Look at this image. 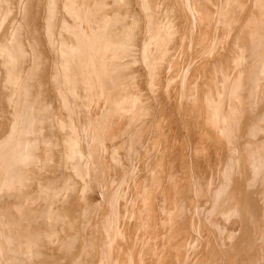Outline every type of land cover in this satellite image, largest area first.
<instances>
[{
  "label": "rangeland",
  "instance_id": "1",
  "mask_svg": "<svg viewBox=\"0 0 264 264\" xmlns=\"http://www.w3.org/2000/svg\"><path fill=\"white\" fill-rule=\"evenodd\" d=\"M110 1L111 4L113 3L111 7H115L110 12L117 14H114L115 16L111 14L117 18L115 24L118 27L120 24L122 26L117 27L119 30H116L114 27L113 35L115 37L113 38L111 34L109 36L107 34L104 38L106 42L104 41L102 45L100 44L99 37L100 22H95V20L100 21V0H0V150L3 149L2 153H0V159L8 155L12 147L23 142H25L28 149V140L32 139V135L37 137L36 141H39L38 143L40 144H37L39 145L37 146L38 151L34 155L36 159L35 164L38 161L37 171H35V164H28L25 173L17 170L12 176H7V166L3 163V160L0 161V264H87L88 260H92L89 264H264V213L261 218H257L252 213L248 211L244 213V211L242 212L238 208L219 210L220 213L214 217V229L210 231L209 236H202L200 233V229L202 232L201 227L196 230L189 226L190 219L192 218L191 209L196 198H198L199 203L198 211L200 210V212L198 213V218L200 223L208 222L214 216V211L218 208L220 199L218 198L219 196H216L224 184L226 166L231 159L230 152L228 151L229 147L222 141L221 135L224 129L226 134H234L238 127V116L234 107L229 104L232 99L230 95L231 90L237 89L239 92V81L243 78V87L252 88V97L256 98V96L260 95L261 80L264 76V61L255 64L244 63L242 60L241 62V53L243 51L239 47L240 41L237 40V36L248 25L252 29L257 26H263L264 0H245L246 3L244 0H233V4L227 7L226 10L224 9V11H222V4L224 5L226 0H160L159 2L158 0H150L153 2H150V4L153 5L149 9L151 13L153 10L154 14H152L155 15L152 16L153 18L150 16L151 19L142 11V0H109V5H111ZM123 3L125 4L123 5ZM127 4L128 7L126 6ZM185 4L191 7L190 9L193 14L200 21L198 22L200 23V27L196 26L190 30V34L188 32L187 14L183 9V5ZM240 7L241 9L239 10ZM119 8L122 10L120 9V11ZM131 9L134 10L132 11ZM108 12L107 14L109 15L110 12ZM119 12L122 16L118 14ZM70 13L73 14V17ZM162 13L164 14L162 15ZM80 15H83L82 17L84 18V29L87 27L91 29L93 27L90 31L82 34L89 47L88 53L85 54L82 51L79 53L75 52L80 56L85 55L86 58L83 71L86 81V94L83 98L77 96L72 91L70 85L67 91L70 93L66 92L67 95L64 93L66 87L64 84V86L60 87L63 79L61 76H58L60 69L62 68L60 73H63L64 68H56V66H64L62 62L63 56L60 58L58 55H68L66 54L70 49L68 46L71 40L73 41L77 36V31L64 32V27L79 25ZM118 15L120 18H123L121 22H119ZM138 15L139 19L136 18ZM68 16L72 17L71 20ZM104 16L101 18L102 22L108 18L107 15ZM260 16L261 18H259ZM215 17L221 18V21L218 23L217 34L220 39L223 38L225 49L213 52L211 56L205 59L202 56L203 48L210 34V22ZM65 18L68 19L67 24L66 21L63 22ZM125 18L129 19L130 22ZM140 18L142 21H140ZM53 19L57 21L54 26L57 28H55L54 32L59 31V33L55 34L52 32L54 35L51 34L50 36L49 31H46V29L48 25L50 26L48 22ZM27 23L34 27V29L29 32L27 30L24 31L22 28L27 27ZM135 23H138L139 26L138 24L135 25ZM19 27H21L25 34L23 31L19 30L21 33L17 31ZM133 27L137 29L139 27L138 32L134 31L132 33L133 35L134 33L137 34L134 35L137 37L130 34L131 28L134 30ZM58 28L59 30H57ZM157 28H159V31ZM121 30L124 32H120ZM258 30L256 31L257 34L263 32V29ZM162 32L163 34H161ZM22 34L30 36L29 39L26 40L27 38ZM98 34L99 36H97ZM186 34H188L187 37ZM32 35L34 36L31 37ZM117 35L119 36L117 37ZM68 36H70L68 39L65 38ZM21 37H24V39ZM35 39L39 43L35 50L36 57L32 56L33 50L31 51L29 44L25 47L27 50L26 54L20 49V45H22L24 40L31 41ZM66 40H70V43H66ZM113 40L114 42L116 41L115 45L112 42ZM105 43L106 46H104ZM108 44V48L112 49V51L109 49L110 51L107 52L108 48L105 49ZM131 47L134 49L132 50ZM151 50L152 52H150ZM162 51L165 53H162ZM109 54L110 59L107 56ZM116 54H118L117 57L120 59H115ZM160 54L161 56H159ZM131 55L133 56L131 57ZM191 59L193 64L189 70L190 75L188 74V102L185 106H182L176 97L175 78L177 77L178 69L184 64H188ZM37 61H40L38 70ZM128 61H131L130 64ZM135 61L137 62L136 64ZM58 62L61 65L55 66ZM119 62L120 64L118 65ZM113 63L119 67L113 66ZM121 63H123V67ZM31 65L32 69L29 67ZM108 67L109 70L106 69ZM121 67L123 73L119 71ZM34 69L39 71L35 74L38 78L41 77V79L37 77L32 78L34 81L30 82L32 87L29 88L32 92H29L31 95H28V97L35 98L36 102H24L25 100L10 102L8 100L10 96L8 95L10 94L9 91L21 94L22 91L19 89V85H24L27 78L34 76ZM57 70L59 71L57 72ZM101 70L104 71V74L101 73L100 75ZM115 70L122 73V75L120 73L121 76L118 73L120 81L116 77ZM132 70L136 75L132 73ZM55 72L58 74L56 77H54ZM105 72L109 74H105ZM115 74L116 76H114ZM98 76L101 78V81ZM125 79L127 82L124 81ZM60 80L61 82H59ZM106 80L107 82L105 83ZM102 81L103 84H101ZM124 82L126 85L128 84L127 87L124 86ZM10 84L11 86H9ZM108 84L111 86L110 91L111 89L112 91L116 89V91H113L114 94L112 91H109ZM102 86L104 89L106 86L108 87L105 89L106 91ZM115 86H118L120 89L122 88L123 92L118 88L113 89ZM61 88L64 89V92ZM70 89L71 91H69ZM115 93L120 95L117 96ZM108 94L110 95L108 96ZM68 95H71L72 98ZM244 100L241 101L243 102ZM10 103L16 104L15 108L10 106ZM29 105L34 106L40 112L34 113L31 118V123L33 124L31 125V130H35L33 126H39L41 128H38L39 133L37 128L36 132H32L35 134L32 135H29L31 131L24 132V130L16 128L10 131L9 126L12 124V120L16 118L18 120L22 119L23 115L20 112H23V108ZM90 108L92 109L90 110ZM199 114L201 115L199 116ZM145 123L148 124L146 125ZM261 129L258 133L262 134L263 128ZM38 136L41 138H38ZM5 137L8 138L5 139ZM41 141H47L48 145H46L47 142H44V144ZM84 142L89 150L92 149L89 153L95 152L96 156L98 155L96 159L99 163L97 164L96 161L94 166L95 171H93L95 179L86 174L87 171H90L91 167H88L89 169L85 168L84 177H76L74 173L70 172L72 171L71 169L74 171L77 163L83 160L81 155H76L73 151L81 149V144L83 146ZM71 149L73 151L70 155ZM47 152L50 154L48 157ZM192 156L194 157L192 158ZM48 158L51 160L45 166ZM254 162L260 163L263 166L264 159L263 161H259L256 158ZM201 164L204 167L199 166ZM44 166L45 168H42ZM50 168L53 169L52 172ZM135 174H138V177ZM45 176L48 178L46 179ZM122 180H125V182ZM121 181L125 187L124 185L123 187H119V185H122ZM133 181H135L134 184ZM48 186H54L55 197L45 203L44 197L50 191L45 189ZM115 186L121 189L119 190ZM106 188H110L112 191L110 189L105 191ZM131 188H134L132 193L129 191ZM138 188H141L140 191L144 189L142 193L145 196ZM117 189L120 193L116 192L118 191ZM122 189H124V192H121ZM135 190L138 192L134 195L133 192ZM59 192L63 193L64 196L59 197ZM112 193L113 196L111 198L110 195ZM116 193L120 195L122 193V195H118V198L115 199ZM139 194L143 198V201H141L142 199L137 200ZM262 194L264 193H257V195H260L257 197L262 199V196L264 197ZM130 195L132 196V200ZM125 196L128 201L124 198ZM134 197L135 201L133 200ZM113 199L117 203L114 202L112 204ZM136 200L138 203H135ZM131 201L134 202L131 203ZM138 204H143L141 206L143 208L141 209ZM132 206L134 208L139 207L140 210L139 208L138 210H134ZM110 207H113V209L111 208L113 211L108 210ZM104 208L105 210L103 211ZM131 208L134 211L131 210L132 213H127ZM86 210L89 213H86ZM122 210L123 213H121ZM138 211L139 213L141 211L142 215L147 212L149 217H147L146 213L143 219L141 213L140 215L139 213L137 214ZM93 212L95 213L93 214ZM109 212L112 216L110 214L107 215ZM133 214L138 215H134L136 217L135 220L140 219H138L139 227L135 225L137 223L133 218ZM247 214L252 216L253 226L250 228L249 237H241L240 220ZM108 216H111L110 219L114 217L112 219L114 223L108 224ZM117 216L120 223L117 220ZM132 218L135 223L132 221ZM145 219L149 222H146ZM56 220L57 224L46 225ZM140 221H142V225ZM124 222H126V225ZM105 223L106 225L108 224L107 228L111 225L110 230L109 228H105ZM97 225L99 226L97 227ZM112 226H114V230ZM116 227H119L121 232ZM127 227L129 230H127ZM131 227L134 228V231ZM147 227L148 229L146 230ZM123 229L133 233L134 237L129 232V234H126L132 239L128 236V239H126V234L123 237ZM103 233L105 234L104 236H102ZM112 234H114V237ZM134 234L139 238L137 242L135 241ZM85 235L89 239L88 243H86ZM106 235L108 236L105 237ZM110 235L113 237L111 241ZM121 236L122 238H120ZM98 237L100 240H98ZM95 238L96 240H94ZM103 239L106 241H103ZM104 242L106 246L103 245L102 249L101 246ZM115 243H118V245L115 246ZM98 250L100 252L103 250L101 252L103 256H101L100 252H97ZM95 253L98 254L96 255ZM94 254L99 258H95ZM112 254L116 256L113 255L114 258H112ZM184 256L186 257L184 258Z\"/></svg>",
  "mask_w": 264,
  "mask_h": 264
},
{
  "label": "bare ground",
  "instance_id": "2",
  "mask_svg": "<svg viewBox=\"0 0 264 264\" xmlns=\"http://www.w3.org/2000/svg\"><path fill=\"white\" fill-rule=\"evenodd\" d=\"M57 1V0H56ZM71 1V0H70ZM115 1V0H114ZM113 1V2H114ZM119 1H121V0H119ZM129 1V0H128ZM131 1V0H130ZM140 1V0H139ZM157 1V0H156ZM160 0H158V2H159ZM171 1V0H170ZM224 1V0H223ZM150 2H152V1H148V0H142V3H141V6L143 7V10L142 11H144V14L148 17H152V16H155V15H153L154 13H153V10H152V13H151V10L149 9L150 8V6L151 5H153V4H150ZM219 2V1H218ZM242 2V1H241ZM244 2L246 3V1L244 0ZM66 3V2H65ZM80 3H81V1H80ZM116 3H117V1H116ZM119 3V2H118ZM126 3H128V2H126ZM153 3V2H152ZM166 3V2H165ZM170 3V2H169ZM187 3V2H186ZM243 3V2H242ZM66 4H68V3H66ZM83 4V3H82ZM110 4H111V1H110ZM113 4V3H112ZM112 4L111 5H109V0H100V21H96L95 20V22L97 23V22H100V32H99V34H100V36H99V34L97 35V36H99L100 37V44H104V38L107 36V34H108V36L111 34L112 36H113V38L115 37L113 34V30L116 28V30H119V29H117V27L118 26H116L117 24H115V20L117 19V18H115V17H113V15L115 14V15H117L116 13H114L113 14V12H110L111 10H113L114 8H112L111 6H112ZM125 3H123V5H124ZM161 4V3H160ZM233 4V0H226L225 2H224V5L222 4V11H224V9L226 10L227 9V7H229L230 5H232ZM244 4V3H243ZM70 5H71V3H70ZM97 5V4H96ZM116 5V4H115ZM121 5V4H120ZM120 5H119V7H120ZM155 5V4H154ZM162 5V4H161ZM160 5V6H161ZM177 5V4H176ZM127 7H128V4L126 5ZM191 6V5H190ZM249 6V5H248ZM125 7V6H124ZM133 7V6H132ZM141 7V8H142ZM166 7H168V6H166ZM175 7V6H174ZM177 7H178V5H177ZM176 7V8H177ZM183 9H184V11H185V13L187 14L186 15V17H187V19H188V32L190 31V30H192L193 28H195L196 26L198 27H200V23H198V22H200L199 21V19L197 18V17H195V15L193 14V12H192V10L190 9L191 7H189L187 4H185V5H183ZM122 8V7H121ZM121 8H119V10L121 9ZM131 8V7H130ZM156 8H157V6H156ZM159 8V7H158ZM173 8V7H172ZM175 8V9H176ZM218 8V7H217ZM243 8H245V7H243ZM248 8V7H247ZM153 9V8H152ZM163 8H161V10H162ZM241 9V7L239 8V10ZM122 10V9H121ZM120 10V11H121ZM126 10H129V9H126ZM126 10H124L125 12H126ZM132 11L134 10V9H131ZM150 10V11H149ZM177 10V9H176ZM221 10V9H220ZM243 10V9H242ZM110 12V14L108 15L107 14V12ZM131 11V12H132ZM163 11H164V9H163ZM166 11H167V9H166ZM181 11V10H180ZM217 11H219V10H217ZM238 11V10H237ZM108 12V13H109ZM124 12V13H125ZM135 12H137V11H135ZM221 12V11H220ZM235 12H236V10H235ZM239 12V11H238ZM243 12V11H242ZM126 13H128V12H126ZM125 13V14H126ZM173 13H175V12H173ZM223 13V12H222ZM245 13V12H244ZM71 14V13H70ZM80 14H82V13H80ZM111 14H113V15H111ZM118 14H120L121 15V13L119 12ZM124 14V15H125ZM137 14V13H136ZM144 14H142L143 16H144ZM152 14V15H151ZM164 13H162V15H163ZM177 15H178V13H176ZM175 14V15H176ZM237 14V13H236ZM73 14H71V16H72ZM104 15H107L108 16V18H107V20L105 21H103L102 22V20H101V18H103V16ZM114 15V16H115ZM128 15L130 16V14L128 13ZM128 15L126 14V16L128 17ZM132 15V14H131ZM167 15H168V13H167ZM181 15V14H180ZM241 15H243V13H241ZM83 15H80V18H79V25H77V26H66V27H64L65 29L63 30L64 32H66V31H68L69 33H70V31L72 32L73 30H75V31H77V36H76V38L75 39H73V41L71 40V43H70V40L69 41H67L66 40V43L67 42H69L70 43V45L68 46V48H70L69 49V51H67L66 49V51H67V53L66 54H68V55H58L57 53V55L58 56H60V58H61V56H63L62 57V62H63V65L64 66H60L61 64L58 62L57 64H55V66L56 65H58V64H60L59 66L60 67H57L56 66V68H61V67H63L64 68V72L61 74L60 73V71L62 70V68L60 69V71L59 70H57V72L59 71V75L58 74H56V72H55V76L54 77H56V75H58V76H61L62 77V79L64 80V83H63V80H62V82H61V80L59 81V82H61L62 83V85H60V87L61 86H64L65 85V87H66V90H65V92H64V89H62L63 90V92L66 94V92L68 91V86L70 85L71 86V88H72V91L77 95V96H80V97H85V94H86V86H85V76L83 75V71H84V68H85V55H83V56H80L78 53L79 52H84L85 54H87L88 53V51H89V47H88V45L86 44V42H85V38H84V36L82 35L84 32H88V31H90L91 29H93V27L90 29V28H86V29H84L83 28V22H84V18L82 17ZM122 16V15H121ZM125 16V17H126ZM182 16V15H181ZM180 16V17H181ZM236 16V15H235ZM69 17V19L71 20V18L73 17H70V16H68ZM105 17V16H104ZM118 17H119V15H118ZM124 17V16H123ZM139 17V15L138 16H136V18H138ZM151 17H150V19H151ZM224 17V16H223ZM243 17V16H242ZM128 18H130V17H128ZM131 18H132V16H131ZM153 18V17H152ZM259 18H261V16L259 17ZM97 19V18H96ZM119 22H121L122 20H123V18H120L119 17ZM127 21L129 20V19H127V18H125ZM135 19V18H134ZM139 19V18H138ZM145 19V18H144ZM148 19V18H147ZM149 19V20H150ZM182 19V18H181ZM221 19V18H220ZM220 19H218L217 17H215V19H212L213 21L212 22H210V24H211V26H210V34L208 35V40H207V42L205 43V45H204V48H203V53H202V56L206 59V57L208 58V56H211V54H213V52L215 53V52H217V51H219V50H222V49H225V42L223 41V38H219L218 37V34H217V30H218V23H219V21H221ZM253 19V18H252ZM67 18H65V20L63 21V22H65L66 21V24H67ZM98 20V19H97ZM158 20V19H157ZM160 20H162V19H160ZM223 20V19H222ZM30 21V20H29ZM32 21V20H31ZM77 21H78V19H77ZM113 21V22H112ZM126 21V22H127ZM131 21H132V19H131ZM140 21H142L141 20V18H140ZM124 22H125V20H124ZM129 22H130V20H129ZM32 23V22H31ZM49 24H50V26L48 25V27H47V29H46V31H49L48 33L50 34V36H51V34H53L52 32H54L56 29L55 28H57V27H54L55 26V24L57 23V21L55 20V19H53V20H50V22H48ZM76 23V22H75ZM117 23H118V20H117ZM183 23V22H182ZM99 24V23H98ZM115 24V25H114ZM125 24V23H124ZM128 24V23H127ZM138 23H135V25H137ZM141 24V23H140ZM144 24V23H143ZM153 24V23H152ZM156 24V23H155ZM180 24V23H179ZM209 24V25H210ZM260 24V23H259ZM24 25H25V23H24ZM24 25H23V27H24ZM26 25H28L27 27H24V28H22V29H24V31L25 30H27V32H29V31H31V30H33L34 29V27H32V26H30V24H26ZM60 25V24H59ZM93 25V24H92ZM132 25H133V23H132ZM134 25V26H135ZM173 25V24H172ZM122 25L120 24V26L119 27H121ZM131 26V25H130ZM138 26H139V24H138ZM142 26V25H141ZM140 26V27H141ZM156 26V25H155ZM159 26V25H158ZM157 26V27H158ZM239 26V25H238ZM32 27V28H31ZM60 27V26H59ZM62 27V26H61ZM115 27V28H114ZM118 27V28H119ZM124 27V26H123ZM180 27V26H179ZM261 27V28H260ZM260 27H255L254 29H252V28H250V26L248 25V26H246V27H244V31L239 35V36H237V40L238 41H240L239 42V47H240V49L243 51L242 53H241V56H242V58L240 59V61L242 60L244 63H252V64H255V63H260L261 61L263 62L264 61V24H263V26H260ZM130 28V27H129ZM172 28V27H171ZM181 28V27H180ZM180 28H179V30H180ZM21 29V27H19V29L17 28V31H23ZM78 29V30H77ZM95 29V28H94ZM121 29V28H120ZM133 29L134 30H132V28H131V33L130 34H132L134 31H137L138 29H139V27H138V29L136 28V27H133ZM136 29V30H135ZM175 29V28H174ZM262 30L261 32L262 33H259V34H257L256 33V31L257 30ZM57 30H59V28L57 29ZM60 30H62V29H60ZM115 30V31H116ZM126 30V29H125ZM127 30H128V27H127ZM126 30V31H127ZM141 30V29H140ZM157 30L159 31V28H157ZM255 32H254V31ZM258 30V31H259ZM19 31V32H20ZM23 31V32H24ZM40 31V30H39ZM93 31V30H92ZM99 31V30H98ZM129 31H130V29H129ZM142 31V30H141ZM140 31V32H141ZM163 31H166V30H163ZM173 31V30H172ZM195 31V30H194ZM232 31V30H231ZM20 32V33H21ZM51 32V33H50ZM120 32H124L123 30H121ZM138 32V31H137ZM179 32V31H178ZM254 32V33H253ZM55 33V32H54ZM59 33V31H56V33L55 34H58ZM63 33V32H62ZM122 33H121V35H122ZM180 33V32H179ZM24 34H25V32H24ZM67 34V33H66ZM126 34V33H125ZM129 34V33H128ZM127 34V35H128ZM161 34H163V32L161 33ZM189 34H190V32H189ZM23 35V34H22ZM54 35V34H53ZM52 35V36H53ZM63 35V34H62ZM61 35V36H62ZM126 35V36H127ZM134 35H137V34H135L134 33ZM133 34H132V36H134ZM141 35V34H140ZM143 35V34H142ZM25 38H27L26 40H28L29 39V37L30 36H25V35H23ZM34 35H32L31 37H33ZM49 36V38L51 39V37ZM119 35H117V37H118ZM171 36V35H170ZM188 36V34H186V37ZM24 37H21V38H23L24 39ZM63 37V36H62ZM61 37V38H62ZM70 36H68V37H65V38H69ZM90 37V36H89ZM116 37V38H117ZM122 37V36H121ZM134 37H137V36H134ZM152 37V36H151ZM180 37V36H179ZM193 37V36H192ZM230 37V36H229ZM233 37V36H232ZM235 37V36H234ZM49 38H47L48 40H49ZM72 38V37H71ZM98 38V37H97ZM139 38V37H138ZM144 38V37H143ZM161 38V37H160ZM172 38V37H171ZM177 38V37H176ZM8 39V38H7ZM22 39V40H23ZM102 39V40H101ZM122 39V38H121ZM131 39V38H130ZM150 39V38H149ZM170 39V38H169ZM174 39V38H173ZM194 39V38H193ZM26 40H24V42H22V45H20V49H22V51H24L25 52V54L27 53V50H26V46L29 44V46H30V48H31V51H32V56H35L36 54H35V50H36V48H37V45L39 44L38 43V41H37V39H35V40H31V41H26ZM62 40H63V38H62ZM107 40V39H106ZM143 40V39H142ZM172 40V39H171ZM179 40V39H178ZM233 40V39H232ZM60 41V40H59ZM119 41V40H118ZM122 41V40H121ZM129 41V40H128ZM137 41V40H136ZM157 41V40H156ZM2 42V41H1ZM63 42V41H62ZM106 42V41H105ZM109 42H111L110 40H109ZM112 42H114V40L112 41ZM123 42V41H122ZM132 42V41H131ZM142 42V41H141ZM149 42V41H148ZM160 42V41H159ZM178 42V41H177ZM186 42V41H185ZM188 42V41H187ZM235 42V41H234ZM65 43V42H64ZM115 43H116V41L113 43L114 45H115ZM163 43V42H162ZM175 43V42H174ZM131 44V43H130ZM136 44H137V42H136ZM153 44V43H152ZM177 44V43H176ZM189 44V43H188ZM68 45V44H67ZM111 46H112V44H110ZM117 45V44H116ZM119 46H120V44H118ZM125 45V44H124ZM104 46H106V43H105V45ZM110 46V47H111ZM118 46V47H119ZM121 46L123 47V45L121 44ZM151 46V45H150ZM178 46V45H177ZM202 46V45H201ZM109 47V44H108V46L107 47H105V49H107ZM3 48V47H2ZM113 48V47H112ZM126 48V47H125ZM130 48V47H129ZM201 48V47H200ZM227 48V47H226ZM229 48V47H228ZM42 49V48H41ZM110 48H108L107 49V52H109L110 50L112 51V49H110ZM131 49L133 50L134 48H132L131 47ZM164 49V48H163ZM174 49H176V48H174ZM117 50V49H116ZM127 50V49H126ZM229 50H230V48H229ZM2 51V50H1ZM78 52L77 54L75 53V52ZM195 51H196V49H195ZM113 52H115V51H113ZM112 52V53H113ZM149 52V51H148ZM150 52H152V50L150 51ZM171 52V51H170ZM111 53V52H110ZM118 53V52H117ZM124 53H126L125 51H124ZM162 53H165L164 51H162ZM193 53H194V51H193ZM104 54V53H103ZM108 54V53H107ZM119 54H121V53H119ZM128 54V53H127ZM240 54V53H239ZM38 55V54H37ZM41 55V54H40ZM117 55L118 54H116V57H115V59L116 58H119V57H117ZM129 55V54H128ZM163 55V54H162ZM169 55V54H168ZM105 56V55H104ZM107 56H109V59H110V54L109 55H107ZM107 56H106V58H107ZM112 56V55H111ZM133 55H131V57H132ZM134 56H136L135 54H134ZM159 56H161V54L159 55ZM165 56V55H164ZM36 57V56H35ZM35 57H34V59H35ZM150 57V56H149ZM199 57H200V55H199ZM220 57V56H219ZM168 58V57H167ZM108 59V58H107ZM108 59V60H109ZM115 59H114V62H115ZM120 59V58H119ZM166 59V58H165ZM201 59H203V58H201ZM35 60H37V59H35ZM39 60V59H38ZM41 60V59H40ZM106 60V59H105ZM107 60V61H108ZM136 60V59H135ZM101 61V60H100ZM103 61V60H102ZM118 61V60H117ZM131 61H132V59H131ZM130 61V62H131ZM149 61V60H148ZM198 61V60H197ZM201 61V60H200ZM241 61V62H242ZM25 62V61H24ZM36 62V61H35ZM38 63H36V65H37V70H38V64H39V62L40 61H37ZM121 62V61H120ZM120 62L118 63V65L120 64ZM127 62V61H126ZM129 62V61H128ZM130 62H129V64H130ZM139 62V61H138ZM163 62H164V60H163ZM241 62H240V65H241ZM116 63V62H115ZM133 63V62H132ZM137 62L135 61V64H136ZM35 64V63H34ZM53 64V65H54ZM106 64V63H105ZM109 64V63H108ZM122 64V67H123V63H121ZM192 64H193V62H192V59L188 62V64L186 63V64H184L183 66H181L179 69H178V71H177V77L175 78V80H176V97H177V99H178V101H179V103L182 105V106H185V104H187V102H188V94H189V84H188V74H189V70H190V68L192 67ZM197 64V63H196ZM25 65V64H24ZM23 65V67H25ZM41 65V64H40ZM125 65V64H124ZM243 65V64H242ZM55 66H54V68H55ZM108 66V65H107ZM113 66H117V64L116 65H114V63H113ZM133 66V65H132ZM246 66V65H245ZM30 67V69H32V65L31 66H29ZM28 67V68H29ZM47 67V66H46ZM117 67H119V66H117ZM116 67V68H117ZM122 67L120 68V70L119 71H122ZM244 67V66H243ZM246 67H248V66H246ZM26 68V67H25ZM36 68V67H35ZM125 68V67H124ZM123 68V69H124ZM131 68H133V67H131ZM134 68H136V66H134ZM40 69V68H39ZM107 70H109V67L108 68H106ZM105 69V70H106ZM111 69V68H110ZM113 69V68H112ZM118 69V68H117ZM139 69V68H138ZM207 69V68H206ZM240 69V68H239ZM247 69V68H246ZM37 70H35L34 69V76L33 77H31V78H27L26 79V82H25V84L23 85V84H20L19 85V89L22 91L21 92V94H19V93H13V92H11V91H9V93L10 94H8V95H10L9 97H8V100L10 101V102H12V101H16V102H18V101H24V102H28V101H34V102H36V99L35 98H31V97H28V95L30 96L31 94H29V92L31 93L32 92V90H30L29 88L30 87H32V85L30 84V82L32 81H34V80H32V78H38V76H36V72H39V71H37ZM141 70V69H140ZM96 71H98V70H96ZM118 71V70H117ZM116 70H115V72H116V74H117V76H116V74L114 75V76H116V77H118L119 75H120V73L121 72H117ZM126 71V70H125ZM129 71V70H128ZM137 71V70H136ZM143 71V70H142ZM174 72V71H173ZM172 72V73H173ZM36 73V74H35ZM101 73H103L104 74V71L103 70H101V72L99 73L100 75H101ZM107 72H105V74H106ZM118 73H119V75H118ZM122 73H123V71H122ZM122 73H121V75H122ZM132 73H133V70H132ZM137 73V72H136ZM171 73V74H172ZM175 73V72H174ZM102 74V75H103ZM107 74H109V73H107ZM114 74V73H113ZM129 74V73H128ZM128 74H127V76H128ZM134 74V73H133ZM170 74V75H171ZM120 75V76H121ZM132 75V74H131ZM134 75H136V74H134ZM138 76H139V74H137ZM174 75V74H173ZM190 75V74H189ZM114 76H112L111 75V77L112 78H114ZM126 76V75H125ZM133 76V75H132ZM60 77V78H61ZM99 77V76H98ZM109 77V76H108ZM124 77V76H123ZM122 77V78H123ZM174 77V76H173ZM40 79H41V77H39ZM38 78V79H39ZM59 78V79H60ZM103 78V77H102ZM127 78V77H126ZM128 78H131V77H128ZM216 78V77H215ZM56 79H58V78H56ZM99 79H100V81H101V78L99 77ZM105 79V78H104ZM104 79H103V81H104ZM118 79V81H120L121 79H120V77H118L117 78ZM120 79V80H119ZM135 79V78H134ZM203 79V78H202ZM116 80V79H115ZM145 80V79H144ZM143 80V81H144ZM171 80V79H170ZM217 80H218V78H217ZM216 80V81H217ZM56 81V80H55ZM103 81H102V83L101 84H103ZM110 81V80H109ZM113 82H115L114 80H112ZM125 82H127L126 81V79L124 80ZM130 81V80H129ZM128 81V82H129ZM134 81V80H133ZM136 81V80H135ZM107 82V80L105 81V83ZM123 82V81H122ZM121 82V83H122ZM124 82V83H125ZM57 83V82H56ZM61 83H59V84H61ZM109 83V82H108ZM111 83V82H110ZM118 83V82H117ZM116 83V84H117ZM129 83H131V82H129ZM64 84V85H63ZM115 84V85H116ZM120 84V83H119ZM118 84V85H119ZM133 84V83H132ZM175 84V83H174ZM239 87H238V89H239V92L237 91V89L236 90H231V97H232V99L230 100V103L229 104H231L233 107H234V109H235V112H236V114H237V116H238V120H237V129H236V131L234 132V134H226V131H224L223 130V133H222V135H221V139H222V141H224L225 142V144H227L228 145V147H229V149H228V151L230 152V162L228 163V165L226 166L227 168H226V172H225V174H224V184L222 185V188L218 191V193H217V196L216 197H218L220 200H219V202H218V208L214 211V213H213V217L212 218H210V220L208 221V222H203V223H200V221H199V218H198V213L200 212V210L198 211V208H199V203H198V198H196L194 201H195V203H194V205H193V207H192V209H191V219H190V222H189V226L191 227V228H195L196 230L199 228V227H201L202 228V232H201V229H200V233L202 234V236H209L210 234V231H212L213 229H214V222H215V215H217V214H219L220 212H219V210L220 211H222V210H224V209H234V208H238L240 211H244V213L245 212H250V213H252V215H255L257 218H261L262 216H263V213H264V200H262V199H264V197L262 196V195H264V194H262L261 196H262V199L261 198H258L257 196H260V195H257V193H259V192H262V193H264V185H263V182H264V162H263V166H261V164L260 163H255L254 162V159H258L259 161H263V159H264V76H263V78H262V80H261V91H260V95L257 97L256 96V98H253L252 97V88H246V86L245 87H243V84H244V79L242 78L241 79V81H239ZM107 85V84H106ZM111 85H113V83H111ZM121 85V84H120ZM119 85V86H120ZM123 85V84H122ZM219 85V84H218ZM9 86H11V84L9 85ZM104 86V85H103ZM102 86V88L104 89V87ZM114 86V85H113ZM124 86H128V84L126 85V83L124 84ZM132 86V85H131ZM54 87H56V86H54ZM60 87H59V89H60ZM109 87V88H108ZM108 87L106 86V88L105 89H109V91H110V88H111V86H109V84H108ZM199 87V86H198ZM216 87H217V83H216ZM258 87V86H257ZM64 88V87H63ZM115 88H118V86L116 87H114L113 89H115ZM129 88V87H128ZM7 89H9V88H7ZM32 89V88H31ZM102 89V90H103ZM104 89V90H105ZM119 90H121L120 88H118ZM232 89H234V88H232ZM34 90V89H33ZM40 90V89H39ZM52 90V89H51ZM55 90V89H54ZM119 90H118V92H119ZM123 90V89H122ZM121 90V91H122ZM129 90V89H128ZM135 90V89H134ZM38 91V90H37ZM59 91V90H58ZM69 91H71V89L69 90ZM106 91V90H105ZM111 91H112V89H111ZM110 91V92H111ZM113 91H116V89L115 90H113ZM113 91H112V93H113ZM125 91V90H124ZM144 91V90H143ZM198 91V90H197ZM34 92H35V90H34ZM34 92H33V94H34ZM46 92V91H45ZM60 93H61V91H59ZM107 92H108V90H107ZM123 92V91H122ZM121 92V93H122ZM126 92V91H125ZM141 92V91H140ZM247 92H248V94H247ZM40 93V92H39ZM63 93V94H64ZM68 94L70 93V92H67ZM104 93H106V92H104ZM109 93V92H108ZM117 93V92H116ZM115 93V94H116ZM120 93V92H119ZM257 93V92H256ZM72 94V93H71ZM114 94V93H113ZM136 94V93H135ZM35 95V94H34ZM34 95H32V96H34ZM40 95H42L41 93H40ZM67 95V94H66ZM107 95V94H106ZM110 94H108V96H109ZM117 95V94H116ZM120 94H118L117 96H119ZM63 96V95H62ZM68 96H71V95H68ZM97 96V95H96ZM115 96V95H114ZM123 96H125V95H123ZM44 97V96H43ZM42 97V98H43ZM74 97V96H73ZM65 99H66V97H64ZM71 98H72V96H71ZM75 98V97H74ZM106 98V97H105ZM247 98V99H246ZM190 99V98H189ZM245 99V100H244ZM38 100V99H37ZM46 100V99H45ZM62 100V99H61ZM64 100V99H63ZM67 100V99H66ZM69 100V99H68ZM94 100V99H93ZM98 100V99H97ZM106 100V99H105ZM111 100V99H110ZM241 100H244L243 102L241 101ZM8 101V102H9ZM72 101V100H71ZM76 101H77V99H76ZM6 102H7V100H6ZM46 102V101H45ZM67 102V101H66ZM78 102V101H77ZM94 102H96V101H94ZM99 102V101H98ZM224 102V101H223ZM41 103H43V102H41ZM69 103V102H68ZM67 103V104H68ZM64 104V103H63ZM66 104V105H67ZM78 104H79V102H78ZM94 104V103H93ZM44 105V104H43ZM70 105V104H69ZM95 105V104H94ZM10 106H12L13 108H15V106H16V104H14V103H10ZM36 106H38V105H36ZM39 106H40V104H39ZM46 106H48V105H46ZM68 106V105H67ZM218 106V105H217ZM42 107V106H41ZM69 107V106H68ZM74 107V106H73ZM77 107V106H76ZM95 107V106H94ZM150 107V106H149ZM154 107V106H153ZM171 107V106H170ZM221 107V106H220ZM39 108V107H38ZM49 108V107H48ZM75 108V107H74ZM105 108V107H104ZM151 108V107H150ZM222 108V107H221ZM65 109V108H64ZM69 109V108H68ZM72 109V108H71ZM92 108H90V110H91ZM94 110V109H93ZM191 110V109H190ZM39 111V110H38ZM37 109L36 108H34V106H25L24 108H23V112H20L22 115H23V118L22 119H19L18 120V118H16V119H13L12 120V124H10V126H9V130L10 131H13L15 128L16 129H19V130H24V132H30V134L29 135H32V134H35V133H32V132H36V128H37V131H38V133H39V129H41L39 126H33V128L35 129L34 131L33 130H31V125H33L32 123H31V118H32V116H33V114L34 113H36L37 114ZM47 111V110H46ZM69 111V110H68ZM76 111V110H75ZM198 111V110H197ZM43 112V111H42ZM41 112V113H42ZM94 112V111H93ZM198 112H200V111H198ZM221 112V111H220ZM38 113H40V112H38ZM49 113H50V111H49ZM68 113V112H67ZM89 113H91V112H89ZM192 113V112H191ZM44 114V113H43ZM71 114V113H70ZM94 115V114H93ZM201 114H199V116H200ZM45 116V115H44ZM48 116H49V114H48ZM149 116V115H148ZM192 118V117H191ZM197 118V117H196ZM75 119V118H74ZM149 119V118H148ZM186 119V118H185ZM152 120V119H151ZM150 120V121H151ZM139 121V120H138ZM45 122V121H44ZM147 122V121H146ZM183 122V121H182ZM187 122V121H186ZM39 123H40V121H39ZM48 123V122H47ZM53 123V122H52ZM197 123H199L198 121H197ZM37 125H38V123H36ZM44 124V123H43ZM146 124V123H145ZM148 124V123H147ZM146 124V125H147ZM35 125V124H34ZM138 125V124H137ZM205 125V124H204ZM221 125V124H220ZM40 126H43V125H40ZM141 126V125H140ZM225 126V125H224ZM185 127V126H184ZM223 127V126H222ZM39 128V129H38ZM141 128V127H140ZM221 128V127H220ZM261 128H263V133L261 134V133H258V131L261 129ZM77 129V128H76ZM134 129V128H133ZM200 129V128H199ZM138 130H140V129H138ZM142 130V129H141ZM203 131V130H202ZM261 131H262V129H261ZM199 132V131H198ZM38 133H36V134H38ZM171 133H172V131H171ZM203 133V132H202ZM79 135V134H78ZM133 135V134H132ZM170 135H172V134H170ZM176 135V134H175ZM198 135V134H197ZM194 136V135H193ZM40 136H38V138H39ZM46 137V136H45ZM124 137V136H123ZM122 137V138H123ZM8 137H5V139H7ZM35 138V139H34ZM37 137L35 136L34 137V135H32V139L31 140H28V142H29V147H28V149H27V146H26V144H25V142H23V143H21V144H19V145H16V146H14V147H12L10 150H9V152H8V155H6L5 157H2V159H0V161L1 160H3L4 162L3 163H5L6 164V174H8L7 176H12L17 170H21V171H23L24 173L26 172V167H27V165L28 164H30V165H34L35 164V157H34V155H36V152L38 151V149H37V146H39L40 144L36 141L37 139H36ZM41 138V137H40ZM125 138V137H124ZM3 139V138H2ZM43 140V139H42ZM81 140V139H80ZM79 140V141H80ZM118 140V139H117ZM183 140V139H182ZM41 142H47V141H41ZM44 143V144H45ZM80 143V142H79ZM177 143V142H176ZM175 143V144H176ZM37 144H39V145H37ZM67 144V143H66ZM122 144V143H121ZM151 144V143H150ZM46 145H48V142H47V144ZM45 145V146H46ZM79 145V144H78ZM86 144H85V142H84V145L82 146V144H81V149H79V150H75V152L71 149V153H69L70 155L72 154V151H73V153H76V155L77 154H79V155H81L82 156V159L83 160H81L80 162H78L77 163V165L74 167V171H73V169H71L72 171H70L71 173H74L75 175H76V177H84L85 176V168L86 169H89L88 167H91L90 168V171H87V176H89V177H91L92 179L94 178L95 179V175L93 174V171H95L94 170V166H95V164H96V161H97V157H98V155L96 156V154H95V152H90L89 153V151L90 150H92V149H88V147L87 146H85ZM113 145V144H112ZM178 145V144H177ZM114 146V145H113ZM127 146V145H126ZM47 147V146H46ZM80 147V146H79ZM184 147V146H183ZM195 147V146H194ZM77 148V147H76ZM192 148V147H191ZM78 149V148H77ZM182 149V148H181ZM192 149H194V148H192ZM95 150V149H94ZM174 150V149H173ZM2 151H3V149L2 150H0V153H2ZM66 151V150H65ZM97 151V150H96ZM152 151V150H151ZM194 151H195V149H194ZM112 152V151H111ZM187 152V151H186ZM185 152V153H186ZM48 153V152H47ZM65 153V152H64ZM109 153V152H108ZM193 153V152H192ZM49 154V153H48ZM47 154V157L48 156H50V154L48 155ZM97 154H98V152H97ZM126 154V153H125ZM69 155V156H70ZM78 155V156H79ZM111 155V154H110ZM193 155V154H192ZM68 156V155H67ZM174 157V156H173ZM194 156H192V158H193ZM64 158V157H63ZM71 158V157H70ZM73 158V157H72ZM79 158H81V157H79ZM223 160H224V158H222ZM50 160L51 159H47L46 160V162H47V164L45 165V166H47L48 164H49V162H50ZM66 160V159H65ZM76 160V159H75ZM80 160V159H79ZM171 160V159H170ZM176 160V159H175ZM179 160V159H178ZM189 160V159H188ZM211 160V159H210ZM215 160V159H214ZM198 161V160H197ZM200 161V160H199ZM61 162V161H60ZM107 162V161H106ZM204 162H205V160H204ZM223 162V161H222ZM66 163V162H65ZM70 163V162H69ZM68 163V165H70ZM99 162L97 161V164H98ZM109 163V162H108ZM187 163H188V161H187ZM200 163V162H199ZM202 163V162H201ZM216 163V162H215ZM262 163V162H261ZM37 164H38V161L36 162V164H35V168H36V170L35 171H37L38 170V168H37ZM63 164V163H62ZM189 164V163H188ZM45 166L44 167H42V168H45ZM183 166H185V165H183ZM199 166H202V164L201 165H199ZM51 167V166H50ZM202 167H204V165L202 166ZM201 167V168H202ZM42 168H39V169H42ZM52 168H54V166H52ZM51 169V168H50ZM175 169V168H174ZM203 169V168H202ZM46 170H48V169H46ZM101 170V169H100ZM176 170V169H175ZM191 170V169H190ZM199 170H200V168H199ZM41 171H44V170H41ZM51 172L53 171V169H51L50 170ZM55 171V170H54ZM164 171V170H163ZM206 171V170H205ZM57 172V171H56ZM99 172V171H98ZM101 172V171H100ZM104 172V171H103ZM173 172V171H172ZM201 172V171H200ZM199 172V173H200ZM40 173V172H39ZM44 173V172H43ZM46 173V172H45ZM59 173V172H58ZM102 173V172H101ZM121 173V172H120ZM192 173V172H191ZM222 173V172H221ZM73 174V175H74ZM92 174V175H91ZM99 174V173H98ZM123 174V173H122ZM173 174H176V173H173ZM193 174V173H192ZM203 174V173H202ZM50 175V174H49ZM101 175V174H100ZM121 175V174H120ZM132 175V174H131ZM136 175V174H135ZM135 175H133V176H135ZM172 175V174H171ZM197 175V174H196ZM44 176V175H43ZM47 176H48V174H47ZM47 176H45L46 177V179L48 178ZM64 176V175H63ZM137 177H138V174L136 175ZM174 176V175H173ZM183 176V175H182ZM102 177V176H101ZM105 177V176H104ZM137 177H135V179L137 178ZM10 178V177H9ZM133 178V177H132ZM132 178H131V180H132ZM193 178V177H192ZM103 179V178H102ZM134 179V180H135ZM137 180H138V178H137ZM136 180V181H137ZM197 180H199V179H197ZM101 181V180H100ZM119 181V180H118ZM122 181H124L125 182V180H122ZM122 181H121V184H122ZM76 182V181H75ZM123 182V183H124ZM132 182V181H131ZM134 182L135 181H133V184H134ZM68 183V182H67ZM77 183V182H76ZM137 183H138V181H137ZM137 183H135V185H137L138 186V184ZM184 183V182H183ZM71 184H73V183H71ZM79 184V183H78ZM83 184V183H82ZM100 184V183H99ZM110 185V184H109ZM112 185V184H111ZM119 185V184H118ZM123 185L124 184H122V185H119V187L120 186H122L123 187ZM134 185V186H135ZM201 185V184H200ZM80 186V185H79ZM107 186V185H106ZM105 186V187H106ZM140 186V185H139ZM101 187V186H100ZM108 187V186H107ZM112 187V186H111ZM110 187V188H111ZM115 187H117V186H115ZM124 187H125V185H124ZM195 187V186H194ZM109 188V189H110ZM112 188H114V187H112ZM118 188V187H117ZM128 188V187H127ZM141 188H143V187H141ZM140 188V189H141ZM45 189H48V190H50L49 192H48V195L47 196H45L44 197V202L46 203L49 199H51V198H53V197H55V193H54V191L53 190H55L54 189V186H48V187H45ZM105 189V188H104ZM107 189L108 188H106V190L105 191H107ZM108 189V190H109ZM119 189V188H118ZM117 189V190H118ZM121 189V188H120ZM119 189V190H120ZM134 189V188H133ZM132 188H131V190H129V191H131V193H132V190H133ZM136 189V188H135ZM139 189V188H138ZM140 189H139V191H140ZM184 189H186V188H184ZM111 190V189H110ZM116 190V189H115ZM116 191V192H119L120 193V191ZM124 189H122L121 190V192L123 191ZM144 190V189H143ZM143 190L142 191H140L141 193L143 192ZM215 190V189H214ZM112 191V190H111ZM128 191V192H129ZM185 191V190H184ZM124 192V191H123ZM136 192H138V191H134L133 193H134V195L135 194H137ZM105 193V192H104ZM114 193V192H113ZM113 193H112V195H110V197L112 198V196H113ZM108 194H110V193H108ZM117 194V193H116ZM127 194V193H126ZM143 194V193H142ZM141 194V195H142ZM195 194V193H194ZM118 195H120V194H117V196H114V198L115 199H117L118 198ZM121 195H122V193H121ZM120 195V196H121ZM129 195V194H128ZM128 195H126V196H128ZM144 195V194H143ZM64 196V194L63 193H60L59 192V197H63ZM108 196V195H107ZM120 196H119V198H120ZM126 196L124 197L125 199H126ZM131 196V195H130ZM145 196V195H144ZM109 197V196H108ZM136 197V196H135ZM135 197L133 198V200L135 201ZM139 198L137 199V200H140V199H142L141 201H143V198H141L140 197V194H139V196H138ZM143 197V196H142ZM196 197V196H195ZM110 198V199H111ZM123 198V197H122ZM109 199V198H108ZM115 199H113V201L111 202L112 204H114V202H116L115 201ZM121 199V198H120ZM120 199H119V201H120ZM146 199H148V198H146ZM123 200V199H122ZM127 201H128V199H126ZM130 200V199H129ZM131 200H132V196H131ZM136 200V202L135 203H138V201ZM110 201V200H109ZM134 201H131V203H133ZM108 202V201H107ZM145 202H146V200H145ZM148 202H149V200H148ZM117 203V202H116ZM129 203V202H128ZM144 203V202H143ZM118 204H120L119 202H118ZM140 204H138V206H139ZM143 204H141L140 205V207L142 206ZM148 205H149V203H148ZM185 205V204H184ZM86 206V205H85ZM109 206H111V205H109ZM108 206V207H109ZM116 206V205H115ZM138 206H136V207H138ZM146 206V205H145ZM183 206V205H182ZM181 206V207H182ZM186 206V205H185ZM188 206V205H187ZM87 207V206H86ZM114 207V206H113ZM113 207H110V209H108V210H111V208L113 209ZM118 207H119V205H118ZM127 207V206H126ZM126 207H125V209H126ZM133 208H134V206H132ZM128 208V207H127ZM139 208V207H138ZM138 208H134V210L135 209H137L138 210ZM143 207H141V209H142ZM150 208V207H149ZM86 209H88V208H86ZM120 209V208H119ZM122 209V208H121ZM102 210V209H101ZM101 210H100V212H101ZM105 210V208L103 209V211ZM118 210V209H117ZM134 211L132 208L130 209V211H128L127 213H132V211ZM136 210V211H137ZM139 210H140V208H139ZM146 210H148V209H146ZM88 210H86V213H89V212H87ZM111 211H113V210H111ZM179 211H180V209H179ZM184 211L186 212V210L184 209ZM99 212V213H100ZM106 212V211H105ZM105 212H103V213H105ZM114 212H115V210H114ZM114 212H111V213H114ZM79 213H80V211H79ZM95 212H93V214H94ZM97 213V212H96ZM119 213H120V211H119ZM121 213H123V210H122V212ZM136 213V212H135ZM139 213V211L137 212V214ZM140 213H141V211H140ZM140 213H139V215H140ZM144 213H145V211H144ZM143 213V214H144ZM147 213V212H146ZM145 213V214H146ZM149 213H150V210H149ZM92 214V215H93ZM110 214V212L107 214V215H109ZM145 214L144 215H142V213H141V215L143 216V219H144V216H145ZM87 215V214H86ZM101 215H102V212H101ZM111 216H112V214H110ZM117 215H118V211H117ZM128 215V214H127ZM130 215V214H129ZM134 215H136V214H133V218H134V220H135V218L136 217H134ZM146 215H148V213L146 214ZM52 216V215H51ZM91 216V215H90ZM111 216L109 217L108 216V220H107V218H106V220H107V222H109L108 224H112V219L114 218H112V219H110L111 218ZM113 216H115L114 214H113ZM119 216H121V215H119ZM126 216V215H125ZM136 216H138V215H136ZM142 216H140V217H142ZM89 217V216H88ZM102 217V216H101ZM147 217H149V215L147 216ZM87 218V217H86ZM100 218V217H99ZM105 218V217H104ZM119 217L117 216V220L119 221V219H118ZM133 218H132V221H134L133 220ZM146 218V217H145ZM90 219V218H89ZM93 219V218H92ZM121 219V218H120ZM130 219V218H129ZM139 219V218H138ZM138 219H136L135 221H136V223L137 224H135L137 227H139V220ZM147 219V218H146ZM145 219V221L146 222H149V221H147ZM200 219H201V217H200ZM88 220V219H87ZM100 220V219H99ZM110 220H111V222H110ZM131 220V219H130ZM206 220V219H205ZM101 221V220H100ZM127 221H129V220H127ZM135 221H134V223H135ZM151 221V220H150ZM264 221V220H263ZM103 222V221H102ZM105 222V221H104ZM117 222V221H116ZM141 222L142 221H140V224H141ZM231 222V221H230ZM59 223V222H58ZM97 223H99V222H97ZM114 223V222H113ZM119 223H120V221H119ZM118 223V224H119ZM122 223V222H121ZM125 223V225H126V222H124ZM123 223V224H124ZM131 223V222H130ZM143 223H144V221H143ZM50 224H57V220L55 221V222H49L48 224H46V225H50ZM107 224V225H108ZM100 225V224H99ZM99 225H97V227L99 226ZM105 225H106V223H105ZM107 225H106V227L105 228H107ZM131 225V224H130ZM134 225V224H133ZM132 225V226H133ZM142 225V224H141ZM144 225V224H143ZM147 225H149V224H147ZM151 225V224H150ZM111 225H109V230H110V227ZM145 226V225H144ZM253 226V218H252V216H250V215H246V216H244V217H242L241 218V220H240V231H241V234H240V236L241 237H243V236H246V237H249V235L248 234H250V228ZM96 227V229H98ZM113 227V230H114V226H112ZM120 227V226H119ZM119 227H116L117 228V230H119L120 228ZM124 227V226H123ZM129 227V226H128ZM128 227H127V230H129L128 229ZM134 227V226H133ZM133 227H131L132 229H133V231H134V228ZM142 227V226H141ZM140 227V228H141ZM238 227V226H237ZM107 228V229H108ZM130 228V229H131ZM143 228V227H142ZM150 228V227H149ZM137 229V228H136ZM139 229V228H138ZM148 229V227L146 228V230ZM188 229V228H187ZM238 229V228H237ZM127 230H124L123 229V231L122 232H124V236L123 237H125V234L126 233H128L127 232ZM189 230V229H188ZM96 231V230H95ZM98 231H100L99 229H98ZM105 231V230H104ZM112 231V230H111ZM110 231V232H111ZM120 232H121V229L119 230ZM126 231V232H125ZM190 231V230H189ZM188 231V232H189ZM110 232H108L109 234H110ZM119 232V233H120ZM137 232V231H136ZM136 232H135V234H136ZM96 233V232H95ZM106 233V232H105ZM107 233V234H108ZM130 233V232H129ZM128 233V234H129ZM84 234V233H83ZM115 234V233H114ZM114 234H112V236L114 235ZM123 234V233H122ZM130 234H132L131 236H133V233H130ZM134 234V235H135ZM188 234H190V233H188ZM99 235V234H98ZM97 235V236H98ZM105 234L103 233V235L102 236H104ZM121 235V234H120ZM235 235V234H234ZM95 236V235H94ZM108 235H106L105 237H107ZM111 235H110V237L112 238V239H110V241L111 240H113V237H112ZM127 234H126V239H128L127 238ZM182 236H183V234H182ZM100 237V236H99ZM99 237H98V240H100L99 239ZM128 237H130V236H128ZM134 237V236H133ZM186 237V236H185ZM116 238V237H115ZM120 238H122V236L120 237ZM146 238V237H145ZM254 238V237H253ZM85 239H86V243H88L89 242V239H87L86 238V235H85ZM101 239H102V237H101ZM106 239V238H105ZM108 239V238H107ZM125 239V238H124ZM123 239V240H124ZM130 239H132L131 237H130ZM135 241L137 242V239H139V238H137L136 237V235H135ZM194 239V238H193ZM94 240H96V238L94 239ZM214 240V239H213ZM103 241H106V240H104L103 239ZM128 241H130V240H128ZM179 241V240H178ZM108 242H109V240H108ZM122 242V241H121ZM135 242V243H136ZM187 242V241H186ZM95 243H96V241H95ZM95 243H93V244H95ZM111 243V242H110ZM114 243V242H113ZM119 243H120V240H119ZM133 243V242H132ZM134 243V244H135ZM99 244V243H98ZM185 244V243H184ZM103 245L104 246H106L105 245V242L104 243H102V249H103ZM109 245V244H108ZM111 245V244H110ZM116 245H118V243H115V246ZM121 245V244H120ZM194 245V244H193ZM91 246V245H90ZM95 246V245H94ZM191 246V245H190ZM92 248H94L93 246H91ZM90 247V248H91ZM109 247V246H108ZM113 247V246H112ZM189 247V246H188ZM117 247H115V249H116ZM118 248H119V246H118ZM100 249V248H99ZM111 249H113V248H111ZM114 249V250H115ZM116 250H118V249H116ZM195 250V249H194ZM242 250H243V248H242ZM96 251V250H95ZM103 250H101V252H102ZM97 252H100L99 250L97 251ZM101 252H100V254H101ZM114 252V251H113ZM190 252V251H189ZM104 253V252H103ZM115 253H117V251H115ZM96 255L98 254V253H95ZM95 254H94V256H95ZM190 254V253H189ZM91 255V254H90ZM113 255H115V254H112L111 256H112V258H114V256ZM101 256H103L102 254H101ZM116 256V255H115ZM96 257H98V256H95V258ZM105 257V256H104ZM186 256H184V258H185ZM99 258V257H98ZM97 258V259H98ZM111 258V259H112ZM104 260H105V258H103ZM85 260V259H84ZM113 260V259H112ZM185 260V259H184ZM90 261H92V260H90ZM90 261L88 260L87 261V264H89L90 263ZM95 262H96V260H95ZM112 262V261H111ZM110 262V263H111ZM85 263H86V260H85ZM96 264V263H95ZM113 264V263H112ZM184 264V263H183Z\"/></svg>",
  "mask_w": 264,
  "mask_h": 264
}]
</instances>
